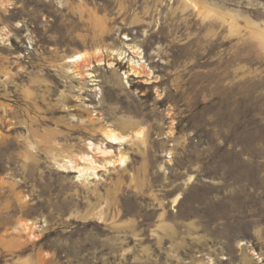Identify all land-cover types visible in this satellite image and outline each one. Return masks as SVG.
Masks as SVG:
<instances>
[{
	"label": "rangeland",
	"instance_id": "obj_1",
	"mask_svg": "<svg viewBox=\"0 0 264 264\" xmlns=\"http://www.w3.org/2000/svg\"><path fill=\"white\" fill-rule=\"evenodd\" d=\"M0 264H264V0H0Z\"/></svg>",
	"mask_w": 264,
	"mask_h": 264
},
{
	"label": "bare ground",
	"instance_id": "obj_2",
	"mask_svg": "<svg viewBox=\"0 0 264 264\" xmlns=\"http://www.w3.org/2000/svg\"><path fill=\"white\" fill-rule=\"evenodd\" d=\"M130 50H132L133 54H136L129 61L130 62V67H131V71H132V75H135L136 79L137 78L138 79L145 78L143 76V73L139 72V71L145 72L146 69L147 70L149 69V68L145 67V65H146L145 63L146 62H144V61L141 62L140 61V60H142L144 58L141 57V54L138 53V50H134L133 48H130ZM98 52L100 53L101 51H98ZM113 53H115V52L113 51ZM127 53H125V54H127ZM117 54H119V53H117ZM127 62H128V60H127ZM67 63L72 64V65H74L77 68L83 66L82 68H84L85 77H84V75L77 74L79 79H84V78L92 79V78H94V76L91 73H89L91 71L92 66H91V64H89V59L87 58V56L85 54L75 55L74 57L69 58ZM100 65H103L102 61H100ZM109 66L111 68H113L115 65L114 64H110ZM70 72L73 73L72 71H70ZM149 72H150V70H149ZM145 74H146V77H148V79H151V78H149L151 76L150 74H148V73H145ZM152 83H154V82H152V81L150 83H146L145 82V84H152ZM117 135L118 134H116V132H114L113 129L112 130L109 129V131L104 135V137H106L108 145L110 144L112 146H116V145H119V144H123L124 141L126 142V140H124V138H119ZM88 146H90L89 147V151L90 152L81 154L80 156H78L77 160L74 161V159H71V158L70 159L64 158L65 165H63L62 167H65L66 169L70 168L71 169V173L77 174L79 179H89V178H92V176H95L96 179H97L98 178L97 177L98 172H100L104 168L114 166L113 165V161H108L106 164H104V163L101 164V162L104 161V160L101 161V159H99V157H95L97 155H100V158L103 159V158H105L106 156L110 155L113 152L112 149H109L107 147V144L104 147L103 145L102 146L95 145L94 143L89 142ZM125 162H126V160L122 159L121 162L119 163V165L120 166L121 165L124 166ZM119 165H117V166H119Z\"/></svg>",
	"mask_w": 264,
	"mask_h": 264
},
{
	"label": "built area",
	"instance_id": "obj_3",
	"mask_svg": "<svg viewBox=\"0 0 264 264\" xmlns=\"http://www.w3.org/2000/svg\"><path fill=\"white\" fill-rule=\"evenodd\" d=\"M141 55H142V53H140ZM141 57H143V56H141ZM141 62H143L144 61V59H142V60H140ZM136 77V76H135Z\"/></svg>",
	"mask_w": 264,
	"mask_h": 264
}]
</instances>
